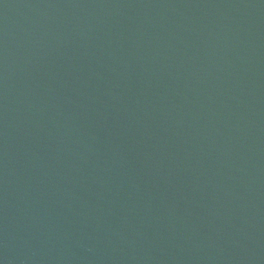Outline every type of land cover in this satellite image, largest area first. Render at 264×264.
<instances>
[{"label":"water","instance_id":"1","mask_svg":"<svg viewBox=\"0 0 264 264\" xmlns=\"http://www.w3.org/2000/svg\"><path fill=\"white\" fill-rule=\"evenodd\" d=\"M0 167L108 264H264V0H0Z\"/></svg>","mask_w":264,"mask_h":264}]
</instances>
